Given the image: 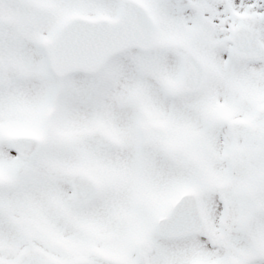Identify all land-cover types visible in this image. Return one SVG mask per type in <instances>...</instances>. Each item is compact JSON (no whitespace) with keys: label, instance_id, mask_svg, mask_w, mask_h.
I'll use <instances>...</instances> for the list:
<instances>
[{"label":"snow or ice","instance_id":"obj_1","mask_svg":"<svg viewBox=\"0 0 264 264\" xmlns=\"http://www.w3.org/2000/svg\"><path fill=\"white\" fill-rule=\"evenodd\" d=\"M0 264H264V0H0Z\"/></svg>","mask_w":264,"mask_h":264}]
</instances>
